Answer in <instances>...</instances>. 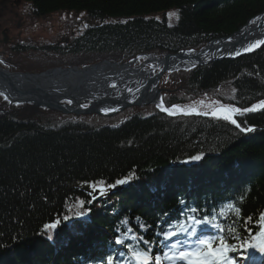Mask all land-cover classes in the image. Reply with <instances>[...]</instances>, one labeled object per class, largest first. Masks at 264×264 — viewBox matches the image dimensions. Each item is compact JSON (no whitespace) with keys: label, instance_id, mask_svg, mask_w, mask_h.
<instances>
[{"label":"trees","instance_id":"1","mask_svg":"<svg viewBox=\"0 0 264 264\" xmlns=\"http://www.w3.org/2000/svg\"><path fill=\"white\" fill-rule=\"evenodd\" d=\"M19 1L36 18H49L64 38L35 44L47 52H113L124 60L197 50L264 11V0ZM159 87L166 107L209 113L217 106L259 105L264 44L236 59L165 73ZM6 107L0 96V109ZM13 107L0 113V264H108L110 258L130 264L128 248L117 238L161 255L172 242L163 233L189 215L215 216L234 228L220 233L211 223L198 226L236 245L238 251L229 253L235 261L247 254L243 243L259 231L264 213V108L236 114L241 128H255L243 133L223 119L169 116L153 105L113 117ZM194 156L200 164L191 163ZM122 179L128 188L99 201L79 187L103 181L115 189Z\"/></svg>","mask_w":264,"mask_h":264},{"label":"water","instance_id":"2","mask_svg":"<svg viewBox=\"0 0 264 264\" xmlns=\"http://www.w3.org/2000/svg\"><path fill=\"white\" fill-rule=\"evenodd\" d=\"M257 40H264V11L228 37L212 40L198 50L165 53L156 57V65H150L145 70L146 61L133 66L139 57L145 55L121 64L102 61L83 68H55L41 73L10 72L0 68V93L7 96L10 103H30L65 114L111 117L126 108L149 104L168 114L162 110L165 108L161 104L163 89L159 88V80L165 72L207 66L222 59H236L259 50L263 44L245 51ZM146 56L150 57L149 54ZM93 77L97 81H90ZM68 78H77L78 81H65ZM142 78L144 80L140 81ZM84 101L88 105H83ZM211 113L204 115L212 116ZM178 114L184 113L173 115ZM90 188L91 184L87 183L80 190L96 196L97 191Z\"/></svg>","mask_w":264,"mask_h":264},{"label":"snow or ice","instance_id":"3","mask_svg":"<svg viewBox=\"0 0 264 264\" xmlns=\"http://www.w3.org/2000/svg\"><path fill=\"white\" fill-rule=\"evenodd\" d=\"M170 16L176 15L175 13H170ZM264 44V40H257L255 43L250 44L245 51H251L256 47ZM2 63V61H0ZM3 93H0V96H3ZM6 100L7 96L4 97ZM71 103V101H68ZM163 103V99H161V104ZM201 104L204 102L201 101ZM160 107V105H158ZM257 107L264 108V100L259 102V105H253L251 108L240 109L234 106H221L211 113L212 116L223 119L224 121H228L231 124L235 125L237 128H240L241 131H252L250 128H241L240 123L237 122L236 114L241 112H251L255 111ZM163 111L168 112L169 115H173V110H178L183 112L184 114H191V112L196 111L192 109L188 112H184V110L179 109V106L173 105L172 109L162 108ZM196 114H200L197 112ZM208 115V113H204ZM194 160L200 159L199 156L192 157ZM126 180H117L116 184H124ZM104 182H99V187L97 184H92L91 187L93 191H100L102 194L105 189L103 187ZM108 187H115V185H108ZM230 210L235 211L238 215L240 213V209L230 205ZM191 212L195 213L197 209H190ZM221 215H223V211H221ZM259 220L261 222V226L259 231L256 233L254 237H252L251 241H244L243 246L245 249L247 248H255L262 255H264V213L260 214ZM211 223V226L216 229L220 233H234L235 229L232 227L225 228L219 222H216V217L213 216L209 218V216H204L203 219L197 218L195 215H189L186 220L180 221L175 226V230H169L163 233L164 239L172 240L174 237L178 235H186L188 237L187 241L177 240L175 243H172L169 246V250L164 252L161 255H153L152 250L150 248H140L137 245L133 244H125L124 240L117 238L116 243L123 245L128 248L129 252V261L130 264H164L165 261H168L169 264H237L235 259L229 255V253L238 251L236 245L230 244L225 236L221 235L219 237L216 236H208V235H198V226L202 224ZM235 223V221H233ZM56 223L51 225H45V228H55ZM143 227V225H141ZM131 230H129L130 232ZM130 239L142 241L145 245L151 243L150 241H146L143 237L138 236H130ZM195 238V239H193ZM108 264H114L113 258L108 260Z\"/></svg>","mask_w":264,"mask_h":264},{"label":"flooded vegetation","instance_id":"4","mask_svg":"<svg viewBox=\"0 0 264 264\" xmlns=\"http://www.w3.org/2000/svg\"><path fill=\"white\" fill-rule=\"evenodd\" d=\"M11 7V9L9 8ZM0 8L4 10L10 9V13L3 12L0 13V67L10 70L18 71L22 69H33L35 63H42L44 60L48 59L47 46H37L39 49L34 47V40H49V30L48 22L49 18H36L32 13H29L27 9L19 0H0ZM16 12H12V9ZM56 22L57 20L53 19ZM51 33L53 36L59 35L60 32L57 31L54 25L51 26ZM37 32L45 33L47 39L43 36H38L34 34ZM78 32L72 31L75 35ZM64 38L54 40L56 43L63 41ZM65 49L57 52L55 55H77L79 53H63ZM38 52L44 53V55H37ZM61 52V53H60ZM96 59V58H95ZM85 60L83 62H87ZM59 63L64 62V60H59ZM66 63V62H65ZM81 64V62L79 63ZM78 64V65H79ZM64 66L63 64H58ZM77 65V64H76ZM70 66V65H66Z\"/></svg>","mask_w":264,"mask_h":264},{"label":"rangeland","instance_id":"5","mask_svg":"<svg viewBox=\"0 0 264 264\" xmlns=\"http://www.w3.org/2000/svg\"><path fill=\"white\" fill-rule=\"evenodd\" d=\"M9 8L11 9V7L9 6ZM10 9H8V10H4V9H2V8H0V13H3V12H9L10 13ZM12 12L14 13V12H16V10L13 8L12 9ZM50 22L51 21H49L48 22V24H47V26L50 24ZM51 25H52V22H51ZM34 34H36V35H38V36H43V37H45V39H47V36H45V33H39V34H37V32H35ZM56 39H61L60 37H58L57 36V34H56V36H53L52 35V33H51V31H49V40H47V41H49V42H47L48 44H54L53 42H54V40H56ZM35 42H34V47L37 49V46L38 45H35V44H38V43H40L41 41L42 42H46V40H34ZM50 45V46H51ZM37 55H44V53H42V52H38V54ZM136 55H138V54H136ZM135 55V56H136ZM45 56V55H44ZM132 57H134V56H132ZM132 57H129V59L130 58H132ZM95 58H108L109 60H112V61H117V62H121V61H127V60H124V57H123V55H118V54H116V53H113V52H110V53H108V54H104V53H99V52H93V51H83V52H80L79 54H77V55H51V54H49L48 55V59H46V60H44L42 63H40V64H36L35 63V67L36 66H38V68L39 69H44V70H50V69H55V68H59L60 66L58 65V64H63L64 66L63 67H66L65 69H68L69 67H72V66H74V65H78L80 62L81 63H83V61H85V60H95ZM64 60V62H62V63H59L58 61L59 60ZM142 61H144V57H141V58H139L137 61H135V65H137V64H139V63H141ZM66 62V63H65ZM66 65H70V66H66ZM34 67V68H35ZM33 68V69H34ZM43 70V71H44ZM23 104H25V103H23ZM23 104H20V105H23ZM16 105H19V104H13V106H16ZM13 106H11V107H6L5 109H3L2 108V112L3 111H6V112H13L14 111V107ZM32 106H35V105H32ZM37 107V106H36ZM54 111H56V110H54ZM57 112V111H56ZM60 113H62V112H60ZM75 115V114H74ZM91 115V114H90ZM96 115H98V114H96ZM99 116H101V115H99ZM82 186L83 185H81V186H79L80 187V189L82 188ZM99 187V186H98ZM104 187V189H105V191H104V193L105 194H107V188L108 187H105V186H103ZM90 189H92V187L90 188ZM103 193V194H104ZM100 191H98L97 190V195H103ZM244 262H242L241 264H243ZM245 264V263H244Z\"/></svg>","mask_w":264,"mask_h":264},{"label":"bare ground","instance_id":"6","mask_svg":"<svg viewBox=\"0 0 264 264\" xmlns=\"http://www.w3.org/2000/svg\"><path fill=\"white\" fill-rule=\"evenodd\" d=\"M110 62H112V61H110ZM146 62H147V64L145 65V67H147V66H150V65H156L157 64V62H158V60L155 58V57H153V56H150V57H148L147 59H146ZM144 67V68H145ZM146 69V68H145ZM104 71H107V69H104ZM154 71H156V70H154ZM80 79V78H79ZM81 80V79H80ZM144 79L142 78V79H140V81H143ZM65 81H78V79L77 78H68L67 80H65ZM87 81V80H86ZM89 81V80H88ZM90 81H97V80H95V78L93 77V78H91L90 79ZM133 83H136V81H133ZM159 104V103H158ZM160 105V104H159ZM174 111V113H176V112H180V111H178V110H173ZM129 187V184L126 182V183H124V184H120L119 186H118V188L120 189H123V188H128ZM37 250H39V249H37ZM98 250V249H97ZM38 253H42L43 251H37ZM68 263H71V261H67Z\"/></svg>","mask_w":264,"mask_h":264}]
</instances>
